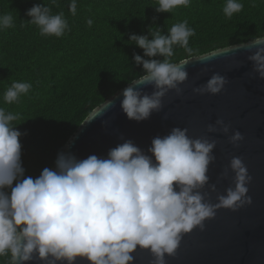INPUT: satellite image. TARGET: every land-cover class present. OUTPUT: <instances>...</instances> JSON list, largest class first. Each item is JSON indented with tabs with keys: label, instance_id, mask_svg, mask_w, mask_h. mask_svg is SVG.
<instances>
[{
	"label": "clouds",
	"instance_id": "1",
	"mask_svg": "<svg viewBox=\"0 0 264 264\" xmlns=\"http://www.w3.org/2000/svg\"><path fill=\"white\" fill-rule=\"evenodd\" d=\"M155 2L157 13H172L191 4V0ZM55 4L56 0H51V5ZM242 9L239 0H226L223 13L231 19ZM69 11L76 15V0H71ZM26 15L31 19L22 26L35 25L41 36L60 38L68 30L64 13L53 14L49 5H34ZM92 23V19L87 20L89 27ZM13 26L11 12L0 15V30ZM154 28L149 29L151 39L136 34L129 37L149 58L133 55L144 74L132 79L122 92L120 107L129 120L136 122L159 112L169 91L182 94L178 86L188 79L185 66L190 61L173 62L174 48L193 54L189 38L195 30L187 20L173 24L167 35ZM253 48L256 51L248 60L253 73L264 80V37H254L224 51ZM215 55H197L195 59L205 62ZM153 57H163V61ZM227 82L214 74L206 84L193 88V93L217 95ZM148 86L154 89L150 95L142 92ZM31 88L29 82L13 81L3 100L9 105L18 103ZM111 107L113 100L105 101L90 120ZM19 118L18 113L0 107V256L10 254L9 264H26L34 257L43 264H74L78 257L90 264H134L137 249L150 251L155 264H166L165 257L175 255L182 236L196 228L203 231L204 222L214 218L217 210L236 211L252 203L247 196L251 177L239 157H233L229 165L235 187L219 195L214 205L205 201L200 190L209 183L207 173L215 160L212 153L216 141L191 139L187 129L179 127L164 137L153 138L148 149L151 155L131 140L110 149L106 158L90 155L77 159L61 151L55 169L46 167L38 177H26L19 142L22 134L12 123ZM215 123L228 135L229 125L220 119ZM208 131L216 132L217 127L209 125ZM242 140L239 131L229 138L233 145ZM227 176L225 169L221 178ZM211 190H216L215 185Z\"/></svg>",
	"mask_w": 264,
	"mask_h": 264
},
{
	"label": "trees",
	"instance_id": "2",
	"mask_svg": "<svg viewBox=\"0 0 264 264\" xmlns=\"http://www.w3.org/2000/svg\"><path fill=\"white\" fill-rule=\"evenodd\" d=\"M0 0V15L11 12L12 28L0 30V107L18 113L13 126L22 135L21 162L25 176L36 178L55 166L64 148L91 113L129 82L144 74L133 55L143 50L131 34L148 36L150 28L163 35L176 23L188 21L195 30L189 38L193 54L175 47L173 62L232 47L257 36L264 37V0H239L243 9L225 17L226 0H191L189 7L157 13L155 0ZM49 5L63 12L68 30L60 37L41 36L26 15L34 5ZM92 19L91 27L87 20ZM153 29L155 31L156 29ZM163 61V57H153ZM13 81L29 82L30 92L18 103L6 104L3 95ZM0 256V264H9Z\"/></svg>",
	"mask_w": 264,
	"mask_h": 264
},
{
	"label": "water",
	"instance_id": "3",
	"mask_svg": "<svg viewBox=\"0 0 264 264\" xmlns=\"http://www.w3.org/2000/svg\"><path fill=\"white\" fill-rule=\"evenodd\" d=\"M255 51V48L227 52L221 49L212 52L216 55L205 62L188 59L190 62L185 66L188 79L178 86L182 94L169 91L162 99V109L141 122L129 120L120 107L125 87L108 99L113 100V107L90 120L105 102L96 108L64 148L66 154L71 153L77 159L90 155L106 158L110 149L131 140L151 155L148 149L153 138L164 137L176 127L187 129L191 139L216 141L212 153L215 160L207 173L209 183L200 190L205 201L213 205L218 203L219 195L235 187L234 173L229 167L231 159L242 160L251 177L247 196L252 203L236 211L217 210L214 218L204 222L203 231L196 228L182 236L175 255L165 257L166 264H264V80L253 73V64L248 60ZM214 74L228 81L221 93H193V88L206 84ZM153 90L148 86L142 92L150 95ZM218 119L230 126L228 135L219 130L215 123ZM209 125L217 127V131L209 132ZM236 131L243 140L233 145L229 138ZM225 169L228 176L221 178ZM212 185L215 191L211 190ZM133 257L134 264H155L147 250L137 249ZM26 264L43 262L34 257ZM74 264L90 262L78 257Z\"/></svg>",
	"mask_w": 264,
	"mask_h": 264
}]
</instances>
